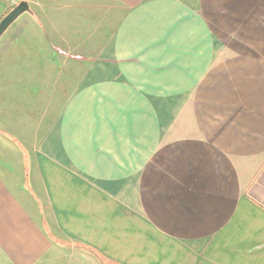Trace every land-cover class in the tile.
Instances as JSON below:
<instances>
[{
  "label": "crops",
  "instance_id": "obj_1",
  "mask_svg": "<svg viewBox=\"0 0 264 264\" xmlns=\"http://www.w3.org/2000/svg\"><path fill=\"white\" fill-rule=\"evenodd\" d=\"M27 1L0 35V264H264V0Z\"/></svg>",
  "mask_w": 264,
  "mask_h": 264
},
{
  "label": "rangeland",
  "instance_id": "obj_2",
  "mask_svg": "<svg viewBox=\"0 0 264 264\" xmlns=\"http://www.w3.org/2000/svg\"><path fill=\"white\" fill-rule=\"evenodd\" d=\"M2 39H0L1 42ZM48 89V88H47ZM1 106L4 105V103L0 104ZM40 106L41 103H36V102H31V103H19V104H12L11 105V109L13 110L15 108V110L17 109V111L21 112V113H14V111H11V109H6L5 112H3L4 116H3V123L5 122L8 125V121L10 122V124L8 126H15L16 129H18L17 132H21V133H26L27 130L32 128V124L34 121V117L37 116V114H39L40 112ZM28 115H25L27 114ZM10 118H14L15 122L13 123ZM15 129V131H16ZM16 133V132H15Z\"/></svg>",
  "mask_w": 264,
  "mask_h": 264
},
{
  "label": "water",
  "instance_id": "obj_3",
  "mask_svg": "<svg viewBox=\"0 0 264 264\" xmlns=\"http://www.w3.org/2000/svg\"><path fill=\"white\" fill-rule=\"evenodd\" d=\"M26 11H29L28 1L20 0L6 12L0 19V35L21 13Z\"/></svg>",
  "mask_w": 264,
  "mask_h": 264
},
{
  "label": "trees",
  "instance_id": "obj_4",
  "mask_svg": "<svg viewBox=\"0 0 264 264\" xmlns=\"http://www.w3.org/2000/svg\"><path fill=\"white\" fill-rule=\"evenodd\" d=\"M1 19V18H0Z\"/></svg>",
  "mask_w": 264,
  "mask_h": 264
}]
</instances>
